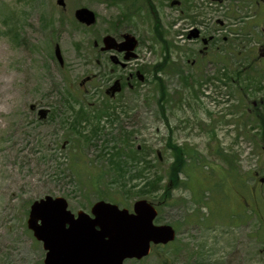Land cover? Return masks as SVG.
I'll list each match as a JSON object with an SVG mask.
<instances>
[{"label":"rangeland","instance_id":"rangeland-1","mask_svg":"<svg viewBox=\"0 0 264 264\" xmlns=\"http://www.w3.org/2000/svg\"><path fill=\"white\" fill-rule=\"evenodd\" d=\"M56 1L0 0V264H43L26 219L44 196L73 214L99 200L155 205V224L172 226L175 241L124 264H264V118L250 112L264 88V62L251 59L264 43V0ZM79 8L95 14L92 27L74 20ZM123 33L138 59L116 76L140 69L146 80L106 99L113 76L93 43ZM199 39L211 57L198 59L201 74L185 63ZM171 146L184 162L172 184Z\"/></svg>","mask_w":264,"mask_h":264},{"label":"water","instance_id":"water-1","mask_svg":"<svg viewBox=\"0 0 264 264\" xmlns=\"http://www.w3.org/2000/svg\"><path fill=\"white\" fill-rule=\"evenodd\" d=\"M56 4L64 7L63 0ZM73 17L87 27L96 21L95 14L87 8L75 10ZM101 42L102 51L125 52L124 61L135 57L132 51L137 41L130 34H123L119 42L105 35ZM54 56L62 65L57 46ZM111 59L119 63L115 56ZM109 90L112 96L119 92L118 81ZM90 214L79 211L74 216L60 197L45 196L30 205L26 224L46 251L43 264H123L126 259L146 257L151 245H165L175 237L171 226L153 224L157 212L146 200L134 202L132 212L98 201Z\"/></svg>","mask_w":264,"mask_h":264},{"label":"flooded vegetation","instance_id":"flooded-vegetation-1","mask_svg":"<svg viewBox=\"0 0 264 264\" xmlns=\"http://www.w3.org/2000/svg\"><path fill=\"white\" fill-rule=\"evenodd\" d=\"M183 22V20H182ZM183 26V24H182ZM181 32L184 33L185 32V29H181ZM263 33H264V29H263ZM187 35V34H186ZM189 36H192L194 38L195 41L198 40V32H192V34H190ZM201 40V39H199ZM202 42V50H199L198 51V54L199 55H196L197 59H193L192 61H188L186 60L185 63H187V65H190L195 72L201 74V71L197 68V61L199 58H203L204 60H207V61H210L211 60V57H209V55H207V53L205 51H207V44L209 43V40H201ZM97 48H98V52H99V55L100 58H97L96 59V63H100V65H102V69L104 68H108V75L110 76H113L112 77V80L111 82L109 83V85L104 89V95L106 96V99H115L117 96H119L120 94H122L126 88H128L129 90H135L137 85L139 83H144L145 82V73L144 71L140 70V69H137V70H134L133 72H129V73H123L119 76H116V70L120 69L122 71H125L127 69V66H128V63L127 62L123 67L121 66V63L119 62H115L114 60L111 59V56H116V58L118 60H123L124 56H125V52H121V53H118V52H115V50H110V51H102L100 47L98 46H94V49L97 51ZM204 50V51H203ZM107 59L105 57V55H107ZM202 54H205V56H203ZM137 54L135 53V58L132 59L131 61L133 60H137ZM253 63H257L259 64V62H264V43H261V46L258 47V54L256 55L255 58H251ZM130 61V62H131ZM168 56L167 57H164L163 58V65L164 66H167L168 65ZM250 62V61H249ZM251 63V62H250ZM172 65H176V64H172ZM249 66V65H248ZM168 69H170V67H166ZM250 68V66H249ZM181 67H177V70L178 71H181ZM246 69V68H245ZM162 70L163 69V66H162ZM161 70V71H162ZM204 70L202 69V72ZM181 73V72H180ZM99 75H90L89 77H87L85 80V82H92L93 80H96L98 78ZM196 76H199V75H196ZM181 77V76H180ZM243 77L246 78V80H249L250 77H253V78H257V74H255V76H253L252 72H248L247 74L246 73H243ZM115 81H118L119 83V87H120V90L118 93H116L114 96L111 95V91L109 90V88L111 87V85H113V83ZM139 82V83H138ZM245 87H248V86H245ZM244 88V87H243ZM259 93L261 94L259 96V99L256 101H253L252 102V110H250V112L252 113V117L256 120H259V119H263L264 118V88H261L259 90ZM164 98V97H163ZM263 151H264V148H263ZM261 182H263V179L261 180Z\"/></svg>","mask_w":264,"mask_h":264},{"label":"trees","instance_id":"trees-1","mask_svg":"<svg viewBox=\"0 0 264 264\" xmlns=\"http://www.w3.org/2000/svg\"><path fill=\"white\" fill-rule=\"evenodd\" d=\"M82 117L83 116H81V111L79 110L78 112H76L75 114H74V122H73V125L75 124V121L77 120V119H79V120H82ZM260 128H261V135H263L264 136V120H262V123H261V126H260ZM171 148H173L172 146H171ZM173 150H175V152H173V155H174V158H175V162L174 163H171V172L170 173H172L171 175H170V177H169V183L170 184H172V182L174 181V179H175V176L177 175V173H178V171H180V170H182V169H184V162H183V160H182V158L181 157H178V148L177 147H174L173 148ZM77 175H80L79 174V172H77ZM174 183V182H173ZM150 187V188H152V190H155L154 188L155 187H157V182L155 181V182H153V183H149V184H147L146 186H145V183L141 186V187H143V189L141 190V191H143L146 187ZM243 187H245V186H243ZM168 185L167 186H165V188H164V190H168Z\"/></svg>","mask_w":264,"mask_h":264}]
</instances>
